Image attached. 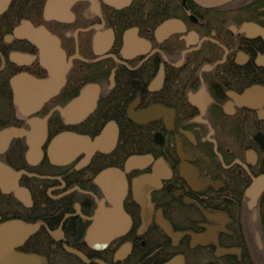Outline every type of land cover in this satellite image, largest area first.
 Returning a JSON list of instances; mask_svg holds the SVG:
<instances>
[{"label": "flooded vegetation", "instance_id": "1", "mask_svg": "<svg viewBox=\"0 0 264 264\" xmlns=\"http://www.w3.org/2000/svg\"><path fill=\"white\" fill-rule=\"evenodd\" d=\"M262 176L264 0H0V264H264Z\"/></svg>", "mask_w": 264, "mask_h": 264}, {"label": "water", "instance_id": "2", "mask_svg": "<svg viewBox=\"0 0 264 264\" xmlns=\"http://www.w3.org/2000/svg\"><path fill=\"white\" fill-rule=\"evenodd\" d=\"M197 4L204 6V7H216V6H220L223 3L227 2L228 0H194ZM52 12H53V8H52ZM56 12H58L57 14H63L62 9H57ZM171 26V24L166 23L164 24L165 27ZM71 140H75L76 142L82 143L84 142L82 139L79 138H73ZM65 142H68V139L64 140ZM62 143V139H58V141H56V146L58 147L60 144ZM97 144V142H95L93 144V146H95ZM68 146L65 147L64 151H66ZM258 183V182H257ZM264 187V176L261 177V189ZM119 211V210H118ZM28 260V259H27Z\"/></svg>", "mask_w": 264, "mask_h": 264}, {"label": "bare ground", "instance_id": "3", "mask_svg": "<svg viewBox=\"0 0 264 264\" xmlns=\"http://www.w3.org/2000/svg\"><path fill=\"white\" fill-rule=\"evenodd\" d=\"M54 1L58 2V0H54ZM57 9H58L57 7H53V12H52L51 10H49L47 13H44V17H45V19H48V18H49L48 16H55V15H58V14H57L58 12H56ZM69 149L71 150L70 147H69Z\"/></svg>", "mask_w": 264, "mask_h": 264}]
</instances>
